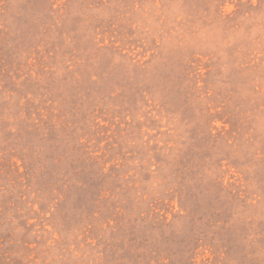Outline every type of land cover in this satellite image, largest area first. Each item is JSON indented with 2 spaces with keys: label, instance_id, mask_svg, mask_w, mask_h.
Listing matches in <instances>:
<instances>
[{
  "label": "rangeland",
  "instance_id": "374dc122",
  "mask_svg": "<svg viewBox=\"0 0 264 264\" xmlns=\"http://www.w3.org/2000/svg\"><path fill=\"white\" fill-rule=\"evenodd\" d=\"M0 264H264V0H0Z\"/></svg>",
  "mask_w": 264,
  "mask_h": 264
}]
</instances>
